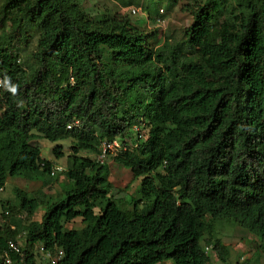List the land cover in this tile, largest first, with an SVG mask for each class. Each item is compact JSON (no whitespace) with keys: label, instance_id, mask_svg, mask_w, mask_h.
I'll list each match as a JSON object with an SVG mask.
<instances>
[{"label":"trees","instance_id":"16d2710c","mask_svg":"<svg viewBox=\"0 0 264 264\" xmlns=\"http://www.w3.org/2000/svg\"><path fill=\"white\" fill-rule=\"evenodd\" d=\"M190 14L180 40L151 47L119 13L94 21L76 0H2L0 189L8 176L47 183L63 156L69 181L41 221L29 219L39 197L15 189L25 225L0 223L2 245L21 240L13 264H36L39 244L63 250L59 264H228L213 234L223 218L264 255V0H199ZM39 138L69 140L67 155L56 143L42 157ZM116 138L125 150L108 158L141 179L137 200L116 197L97 161Z\"/></svg>","mask_w":264,"mask_h":264},{"label":"rangeland","instance_id":"374dc122","mask_svg":"<svg viewBox=\"0 0 264 264\" xmlns=\"http://www.w3.org/2000/svg\"><path fill=\"white\" fill-rule=\"evenodd\" d=\"M198 1L199 0H76L77 4L86 10L88 17L94 21L111 18L117 13L128 18L133 27L141 30L148 36V42L151 47L160 45L166 37H169L173 42L180 40L183 37L184 30L192 21L190 9L193 8ZM1 3L2 0H0V5ZM134 8L136 9V13H132L131 11ZM214 21L216 22L217 20ZM35 39L36 37L34 36V41ZM34 41L27 52L34 49ZM27 55L28 54L24 55V53H22L20 58L21 61L24 59L29 62ZM142 133L145 134V131ZM37 143L40 144L42 148V157L46 159H54L51 147L56 143L62 144L65 155H67L69 151V140L49 143L39 138ZM80 154L89 155L90 153L81 151ZM90 156L93 155L90 154ZM55 162L57 165L65 167L66 158L63 156L56 159ZM106 166L108 169L107 179L115 188L122 190L121 192L117 190L113 192L116 197L122 198L128 202L131 199L137 200L140 198V178H134L127 167L114 163L110 158L107 159ZM68 184L69 181L66 179L63 172L55 173V175L48 179L47 183L43 181L41 176L34 179L25 176H8L4 189L0 192V203H4L5 201L9 202L13 208V212L8 218L4 217L3 220L0 218L1 224H11L9 222L10 218L12 221V219L19 218V214L25 213L19 209V200L16 197L15 189L24 190L29 197H39V204L29 219L32 221H41L49 199L53 201L63 197L64 192L61 190L66 189ZM38 192L42 193L41 196L37 194ZM125 205L128 206L126 203ZM25 216L24 214V218L19 219L21 220L20 227L25 225ZM212 224L213 234L229 248L228 264H235L236 262H243L246 260L249 261L250 264H264V255L261 254L259 248L260 238L257 235L226 218L216 219ZM79 225L80 220L77 219L75 222L70 223L69 227H76ZM20 241L19 239V242ZM34 250L37 256L36 264H46V261L41 259V255L40 257L38 256L36 248ZM211 256L213 259H216L214 253L211 254ZM157 264L173 263L171 261H162ZM213 264L223 263L213 260Z\"/></svg>","mask_w":264,"mask_h":264},{"label":"built area","instance_id":"2783aa9c","mask_svg":"<svg viewBox=\"0 0 264 264\" xmlns=\"http://www.w3.org/2000/svg\"><path fill=\"white\" fill-rule=\"evenodd\" d=\"M131 11L132 13H136L135 8L132 9ZM67 128H71V124L67 125ZM124 149L125 146L123 145V143L117 139L112 141H104L102 142L101 152L97 156V161L100 164H103L106 161L108 155L110 154L115 155L117 152H120L121 150ZM57 170L60 171L62 170V168L60 166H56L52 171V174L54 173V171ZM9 214L10 212L8 209H3V207H0V218H2L3 216H8ZM19 217H22V215H19ZM210 249H211L210 246L204 247L206 253H209ZM37 252L41 255L42 260H45L47 264H59V261L64 255L63 250L55 249L54 251H51L42 244L38 245ZM13 254L18 255L19 261L23 260V253L20 242L14 239H8L5 241L4 245L0 243V264H13L14 262L12 258Z\"/></svg>","mask_w":264,"mask_h":264},{"label":"clouds","instance_id":"9594fccd","mask_svg":"<svg viewBox=\"0 0 264 264\" xmlns=\"http://www.w3.org/2000/svg\"><path fill=\"white\" fill-rule=\"evenodd\" d=\"M70 81L71 82H73V79L72 78H70ZM11 92L12 93H16V91H17V89H16V87L15 86H12L11 87ZM117 139V138H116ZM116 139H113V140H116ZM117 140H119V141H121V142H123L122 140H120V139H117ZM124 145V144H123ZM125 150V149H124ZM124 150H121V151H124ZM110 155H108L107 156V158H106V161H107V159H108V157H109ZM106 161L104 162V163H106ZM103 163V164H104ZM56 166H60V165H57L56 163L54 164V168L56 167ZM61 168H62V170H57V171H54V173L52 174V172H51V175H55V173H57V172H62L63 170H64V167L63 166H60ZM54 168H53V170H54ZM52 170V171H53ZM2 191V189H0V192ZM20 215V214H19ZM40 245V244H39ZM206 246H210V245H206ZM37 247H38V245H37ZM37 247H36V252H37ZM205 247V246H204ZM211 247V246H210ZM205 251V250H204ZM38 253V252H37ZM39 254V253H38ZM207 254H209V255H211V254H213V252H211V249H210V252L209 253H207ZM40 255V254H39ZM212 257V256H211ZM42 259V258H41ZM206 264H209V263H206Z\"/></svg>","mask_w":264,"mask_h":264},{"label":"crops","instance_id":"0c3cea01","mask_svg":"<svg viewBox=\"0 0 264 264\" xmlns=\"http://www.w3.org/2000/svg\"><path fill=\"white\" fill-rule=\"evenodd\" d=\"M37 141L39 140V139H36ZM17 220H19V218H17ZM0 223H1V221H0ZM16 226H15V224L14 223H12V226H11V228H15ZM36 248V247H35ZM38 254V253H37ZM38 256L40 257V255L38 254ZM37 257V256H36ZM47 264V263H46Z\"/></svg>","mask_w":264,"mask_h":264}]
</instances>
